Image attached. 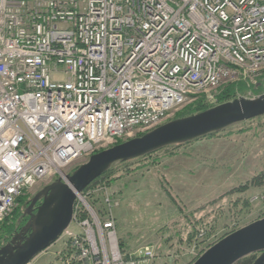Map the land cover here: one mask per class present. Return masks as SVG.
<instances>
[{
	"label": "built area",
	"instance_id": "obj_1",
	"mask_svg": "<svg viewBox=\"0 0 264 264\" xmlns=\"http://www.w3.org/2000/svg\"><path fill=\"white\" fill-rule=\"evenodd\" d=\"M263 69L264 0H0V226L38 182ZM106 204V186L76 193L55 264L154 259L121 250Z\"/></svg>",
	"mask_w": 264,
	"mask_h": 264
},
{
	"label": "rangeland",
	"instance_id": "obj_2",
	"mask_svg": "<svg viewBox=\"0 0 264 264\" xmlns=\"http://www.w3.org/2000/svg\"><path fill=\"white\" fill-rule=\"evenodd\" d=\"M230 85L246 89L235 99L258 97L264 94V69L257 76L242 74L217 89L191 95L167 122L179 119V113L198 101L209 109L220 105L223 89ZM145 133L137 130L121 141ZM212 134L112 167L111 204L106 208L112 207L122 251L138 254L150 248L155 257L149 264H193L227 235L264 218V116ZM88 159L75 161L68 171ZM51 181L55 179L38 182L25 195L31 201ZM71 230L81 233L74 225ZM63 249L57 242L30 264H55Z\"/></svg>",
	"mask_w": 264,
	"mask_h": 264
},
{
	"label": "water",
	"instance_id": "obj_3",
	"mask_svg": "<svg viewBox=\"0 0 264 264\" xmlns=\"http://www.w3.org/2000/svg\"><path fill=\"white\" fill-rule=\"evenodd\" d=\"M264 116V94L241 97L203 112L169 121L145 133L91 155L85 164L43 187L31 200L24 215L29 220L0 248V264H30L57 243L72 223L76 193L118 163L148 156L166 147L192 142L233 125ZM253 264H264V218L227 235L193 264H236L251 255Z\"/></svg>",
	"mask_w": 264,
	"mask_h": 264
},
{
	"label": "trees",
	"instance_id": "obj_4",
	"mask_svg": "<svg viewBox=\"0 0 264 264\" xmlns=\"http://www.w3.org/2000/svg\"><path fill=\"white\" fill-rule=\"evenodd\" d=\"M245 94L246 89L244 86L241 85H230L227 86L223 89L222 96L219 100V103H225L227 101H231L237 97V94ZM209 109V106L204 104L202 101H198L191 105L189 108L186 110L182 111L179 113V116L177 118H182L186 117L189 115H193L196 113L203 112L205 110ZM214 134L208 136L212 137ZM123 141L119 140L117 144L122 143ZM116 144V145H117ZM71 171L70 173H72ZM112 172V169L105 173L103 176H101L99 179H97L95 182H93L89 188L94 189L98 188V186H106V187H111L110 186V181L108 180V176ZM52 182V181H51ZM26 191H23L16 199V204L15 207L12 210V213H10L5 220L2 222L0 226V248L3 247L5 244H7L15 235L16 232H18L29 220V217L24 215L25 209L29 206L30 204V199L28 196L25 195ZM91 203L94 205L95 209L99 211L100 214H104L105 212V207L100 202V199H95L94 201L92 200ZM87 213L83 212L82 213V218L87 217ZM121 250H123L122 246ZM257 258V254L251 255L247 258L242 259L236 264H253Z\"/></svg>",
	"mask_w": 264,
	"mask_h": 264
}]
</instances>
